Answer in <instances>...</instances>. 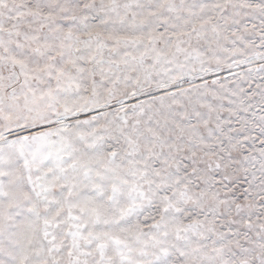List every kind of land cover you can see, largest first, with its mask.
<instances>
[{
    "label": "snow or ice",
    "instance_id": "1",
    "mask_svg": "<svg viewBox=\"0 0 264 264\" xmlns=\"http://www.w3.org/2000/svg\"><path fill=\"white\" fill-rule=\"evenodd\" d=\"M0 264H264V0H0Z\"/></svg>",
    "mask_w": 264,
    "mask_h": 264
}]
</instances>
